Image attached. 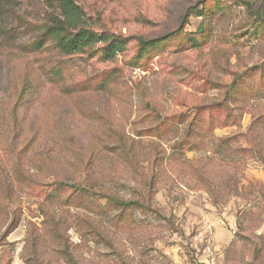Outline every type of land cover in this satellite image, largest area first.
<instances>
[{
	"label": "rangeland",
	"instance_id": "rangeland-1",
	"mask_svg": "<svg viewBox=\"0 0 264 264\" xmlns=\"http://www.w3.org/2000/svg\"><path fill=\"white\" fill-rule=\"evenodd\" d=\"M77 3L168 38L66 56L0 0V264H264V0Z\"/></svg>",
	"mask_w": 264,
	"mask_h": 264
},
{
	"label": "trees",
	"instance_id": "trees-1",
	"mask_svg": "<svg viewBox=\"0 0 264 264\" xmlns=\"http://www.w3.org/2000/svg\"><path fill=\"white\" fill-rule=\"evenodd\" d=\"M58 2L60 16L54 17L46 27L44 35L39 36L35 41L36 49L44 48V44L50 38L54 39L56 47L66 56L101 44V58L109 61L115 55L126 52L132 41L136 43L137 56L142 57L168 38L165 36L145 40L142 37L132 38L121 34L94 31L90 27V21L84 19L83 11L77 0H58Z\"/></svg>",
	"mask_w": 264,
	"mask_h": 264
}]
</instances>
